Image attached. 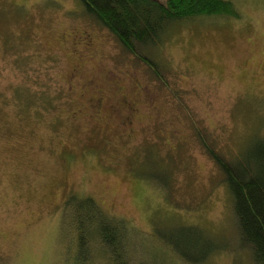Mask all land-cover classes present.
Returning <instances> with one entry per match:
<instances>
[{"label":"rangeland","instance_id":"rangeland-1","mask_svg":"<svg viewBox=\"0 0 264 264\" xmlns=\"http://www.w3.org/2000/svg\"><path fill=\"white\" fill-rule=\"evenodd\" d=\"M234 2L141 50L159 77L81 0H0V264H258L209 152L264 140V0ZM127 97L130 122L108 107ZM71 195L129 244L76 224Z\"/></svg>","mask_w":264,"mask_h":264},{"label":"trees","instance_id":"trees-1","mask_svg":"<svg viewBox=\"0 0 264 264\" xmlns=\"http://www.w3.org/2000/svg\"><path fill=\"white\" fill-rule=\"evenodd\" d=\"M81 2L86 12L116 36L123 48L144 59L152 69L155 68L159 77H162L157 69L160 64L150 56H142L141 50L158 46L174 25L198 16L239 17L234 0H81ZM209 150L224 173L241 240L251 248L255 261L264 264V140L252 146L251 151L256 150L254 155L239 157L235 162L224 160L210 147ZM69 200L73 203L71 210L76 224L79 222L82 227L83 222H88L87 229L96 230L93 233L100 236V244L103 245L102 240H106L107 235L113 232L118 234L122 245L129 244L126 242L128 231L125 224L115 221L120 231H111V223L108 224L107 221L111 222L113 219L99 211L92 198L81 199L71 195ZM192 226L183 230L197 231V226ZM114 229L116 230V227ZM83 232L92 231H81ZM181 254L190 259L185 253Z\"/></svg>","mask_w":264,"mask_h":264},{"label":"flooded vegetation","instance_id":"flooded-vegetation-1","mask_svg":"<svg viewBox=\"0 0 264 264\" xmlns=\"http://www.w3.org/2000/svg\"><path fill=\"white\" fill-rule=\"evenodd\" d=\"M78 37H79V44L85 46L87 50L93 49L94 43H93V37L91 34H89L88 32H85V33L80 34ZM71 77H72V80H75L77 78V74L72 73ZM101 92L102 91H99V95L96 99L89 101V103L91 101H94L90 103V107L92 110L95 109L96 112L99 111L102 107V104H101L102 98L105 100V96ZM108 107L112 109L113 111H115L118 115L120 114V111H121V116H123L122 109L127 110L130 115H125L124 120L126 122H130V119L134 115V112L136 110V103L135 101L127 97L125 99L120 100L119 103H115L114 105H112V103H109Z\"/></svg>","mask_w":264,"mask_h":264}]
</instances>
